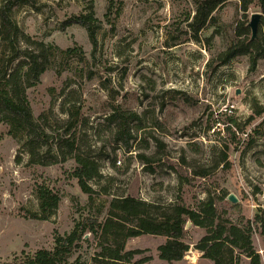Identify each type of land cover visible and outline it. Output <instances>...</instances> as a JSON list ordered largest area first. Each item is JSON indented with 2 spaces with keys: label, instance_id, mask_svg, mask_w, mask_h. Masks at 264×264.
<instances>
[{
  "label": "rangeland",
  "instance_id": "obj_1",
  "mask_svg": "<svg viewBox=\"0 0 264 264\" xmlns=\"http://www.w3.org/2000/svg\"><path fill=\"white\" fill-rule=\"evenodd\" d=\"M195 8L194 0H33L14 10L25 34L54 45L47 70L26 89L34 118L51 135V155L73 134L82 150L91 145L101 175L89 182L93 191L84 192L72 175L73 156L30 163L26 132L12 134L10 124L0 122V264L53 250L57 237L77 224L98 226L111 201L126 196L191 208L211 196L223 221L240 224L257 214L264 221V59L255 68L249 56L219 61L254 13L263 14L258 35H264V13L257 3L244 11L240 0H229L196 41L188 25ZM91 12L98 19L96 47L84 26L67 23ZM113 105L144 116V142L126 149L108 132H96ZM152 119L161 127L153 128ZM205 170L207 176L198 175ZM41 186L60 196L50 215L41 207ZM185 228L190 248L182 260L160 259L166 237L140 235L125 240V250H142L132 264L147 256L142 264H213L195 246L207 230L191 221ZM105 240L100 231L87 232L60 264H92ZM253 241L264 263V227L255 225ZM237 264L250 260L242 256Z\"/></svg>",
  "mask_w": 264,
  "mask_h": 264
},
{
  "label": "trees",
  "instance_id": "obj_2",
  "mask_svg": "<svg viewBox=\"0 0 264 264\" xmlns=\"http://www.w3.org/2000/svg\"><path fill=\"white\" fill-rule=\"evenodd\" d=\"M228 1L194 0L196 8L188 25L196 41H201L200 33L215 23V11ZM240 2L244 11L257 3L264 13V0H240ZM22 4L33 5V0H0V122L9 123L12 134L26 132L24 146L30 154V163H55L60 155L73 156L77 166L72 175L78 180L84 192L91 193L93 189L89 182L101 175L99 162L91 154V145L82 150L71 134L70 137L59 140L56 154L51 155V135L45 125L33 116L26 89L40 81L50 64L54 45L33 40L21 30L13 17V12ZM97 21L98 19L91 12L73 16L67 23L84 26L96 47L99 28ZM249 32L250 27L247 25L237 28V38L221 53L220 63H228L240 56H249L252 68H255L258 61L264 59V35L252 39L247 36ZM68 122L67 130L71 131L75 123L70 119ZM152 124L153 128L161 127L155 119H152ZM144 128L143 115L113 105L104 120L97 124L96 132L98 134L108 132L115 143L130 149L138 140L139 144L144 142L145 138L140 137L139 134ZM44 147H47V151H43ZM64 148L67 149L65 152ZM139 156L148 160L144 155ZM226 159L224 156L222 162H226ZM207 173L205 170L198 175L205 177ZM39 197L42 209L50 211L49 215L58 208L60 196L48 186H41ZM231 208L237 209L240 205L231 204ZM109 214V217L98 226L94 224L88 227L77 224L71 233L58 236L53 250L40 249L33 257L27 258L26 262L12 264H60L72 253L84 234L98 231L105 237L106 244L93 257L92 264H132L135 255L142 250H125V240L140 235L166 237V242L158 247L160 259L168 262L180 261L190 248L189 243L186 242L185 227L188 221L207 230V234L195 246L202 251L203 257L212 260L213 264H233V261L237 264L242 256L249 258L250 264H264L261 253L255 248L253 241L254 227L257 225L258 228H263V218L257 214L254 221L242 218L240 224L223 221L217 200L211 196L200 202L197 208H191L183 202L160 207L134 196L114 198L110 203ZM150 259V256L144 257L137 264L145 263Z\"/></svg>",
  "mask_w": 264,
  "mask_h": 264
},
{
  "label": "water",
  "instance_id": "obj_3",
  "mask_svg": "<svg viewBox=\"0 0 264 264\" xmlns=\"http://www.w3.org/2000/svg\"><path fill=\"white\" fill-rule=\"evenodd\" d=\"M262 16H263L262 13H254L252 15V20L249 23V27L251 28V31H252V36H251L252 39H255L258 36V29H259V24L261 22ZM228 198L233 203L238 202V199L233 194L229 195Z\"/></svg>",
  "mask_w": 264,
  "mask_h": 264
},
{
  "label": "crops",
  "instance_id": "obj_4",
  "mask_svg": "<svg viewBox=\"0 0 264 264\" xmlns=\"http://www.w3.org/2000/svg\"><path fill=\"white\" fill-rule=\"evenodd\" d=\"M173 262H177V261H173Z\"/></svg>",
  "mask_w": 264,
  "mask_h": 264
}]
</instances>
